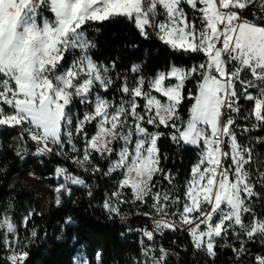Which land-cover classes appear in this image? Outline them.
<instances>
[{"label": "snow or ice", "instance_id": "obj_1", "mask_svg": "<svg viewBox=\"0 0 264 264\" xmlns=\"http://www.w3.org/2000/svg\"><path fill=\"white\" fill-rule=\"evenodd\" d=\"M115 18L133 23L145 39L154 35L173 51L203 59L190 67L173 63L150 78L133 64L128 70L133 75L113 77L115 62L99 64L89 54L95 44L85 26ZM69 51L79 55L66 66ZM188 81H195L194 89H186ZM186 98L185 118L180 110ZM75 100L86 110L73 122ZM241 100L251 104L244 117L251 127L237 123ZM89 125L95 127L91 136ZM2 126L20 129L16 155L21 158L55 154L93 174L101 171L94 156L108 160L104 175L118 173L119 178L105 209L126 219L120 205L131 204L136 215L152 223L151 229H136L143 264H167L166 250L161 248L157 257L145 240L177 229L188 233L195 249L213 257L217 241L231 236L239 248L225 246L243 257L248 241L261 237L264 243V218L252 207L253 197L261 196L255 185L264 187V171L254 182L252 149L239 142L236 132L237 127L242 133L264 127V0H0ZM162 128L173 143L198 149L182 189L161 167ZM55 176L64 181L55 188L57 205L69 185L86 184L62 166ZM31 215L24 218L25 226ZM246 216L251 218L246 221ZM30 236H37L35 229ZM0 249L5 264H26L27 244L6 210L0 215ZM80 264L90 261L81 257ZM250 264H264V252L251 257Z\"/></svg>", "mask_w": 264, "mask_h": 264}, {"label": "trees", "instance_id": "obj_2", "mask_svg": "<svg viewBox=\"0 0 264 264\" xmlns=\"http://www.w3.org/2000/svg\"><path fill=\"white\" fill-rule=\"evenodd\" d=\"M42 15L51 18V14L46 9H42ZM85 31L95 44L89 53L92 58L99 64L109 66L115 62V69L111 73L113 77L116 76V73L133 75L128 71L133 64L141 66L139 74L150 78L159 71H166L173 63L177 66L190 67L203 59L202 55H185L182 52L173 51L154 35L145 39L134 27V24L125 18H115L102 23L90 22L85 26ZM74 58L73 54L67 53L65 65L70 64ZM194 88L195 81H188L186 89ZM112 94L110 92L109 97ZM185 96L187 97V91ZM189 105L190 101L186 98L180 110L185 118ZM241 106L246 111L242 116L243 123L240 121L242 117L237 122L246 126L249 120H245L244 117L251 108V104L241 100ZM70 109H74L80 115L83 108L75 100ZM18 129L7 126L0 127V215H3L6 210L17 224L18 236L27 244L26 250L29 255L26 264H72L73 257L79 248L83 249L90 264L95 262L97 254H99L101 264H142V247L136 239V234L133 231L125 234L126 224L110 218L109 214L99 208L105 194H109L114 189L118 176L117 173H113L111 176L104 175L108 169L109 161L100 159L98 155L93 158L95 163L100 166L101 171L94 174L91 171L86 172L85 185H69L70 192L61 194L59 205L57 203L49 205L41 214L32 212L38 203L36 196L32 192L22 189L18 184L11 186V174L5 166L3 145L12 138L20 136ZM149 130L153 129L150 127ZM87 131L91 136L95 131L94 125L87 126ZM161 131L165 133L157 142L161 167L174 175V183L178 189H182L190 174L191 166L198 158V149L183 144L177 145L168 137V129L162 128ZM237 133L239 142L246 141L254 154L263 150L264 142H258L257 137L264 139V127L251 132ZM81 146L82 143H78V147ZM47 157L49 159L47 161L48 170H51L50 163H62L55 154ZM65 161V164L70 166L68 159ZM28 164L33 165L30 161L22 163L25 175ZM156 179L161 180L163 187H169L167 181H163L162 177H156ZM37 182L44 184L41 181ZM260 194V198L252 203V207L257 206L261 213H264V191H261ZM126 195L129 196V199L131 198L130 190L126 191ZM139 208L142 211L148 210L145 205H139ZM122 209L129 217V225L132 227H142L147 224V219L144 216L136 215V207L131 204H123ZM30 212L32 215L25 226L23 217L28 216ZM33 229L37 233L35 238L30 236ZM171 235L169 234L168 237ZM186 240L185 236L178 238L179 243L184 244ZM169 242L172 243L170 238ZM252 249H256L255 244L252 245ZM3 256L4 252L0 249V264H5ZM231 259H233L231 252L223 250L214 263L227 264V260ZM206 261L207 259L193 254L188 244L184 251H179L178 264H206Z\"/></svg>", "mask_w": 264, "mask_h": 264}, {"label": "built area", "instance_id": "obj_3", "mask_svg": "<svg viewBox=\"0 0 264 264\" xmlns=\"http://www.w3.org/2000/svg\"><path fill=\"white\" fill-rule=\"evenodd\" d=\"M251 123L252 121H249L248 127H251ZM258 129V128H257ZM255 129V130H257ZM18 134L20 135V129L17 130ZM242 145L248 146L246 141H242L240 142ZM32 151H34V147L31 148ZM62 163L59 164H51L50 163V168L51 170L47 169V161L49 160L47 156H31V163H33V165H29L26 168V177L29 179H33L36 181H41L44 184L48 185L50 183L53 182H57V184L59 183H63V179H57L55 176V169L57 166H62L65 168H68L70 172H72L75 175H78L80 177H82L84 180H86L87 177V173L84 172L82 169H79L76 167V165H74L73 163H71V161L68 159V163L70 166H67L65 163V159L61 156H57ZM252 162L249 165V169L252 171L253 173V181H256V177L258 176L259 172L264 171V148L262 151H260L259 153L254 154V151L252 150ZM256 187V191L257 192H261L264 191V187H262L259 183H256L255 185ZM114 190V189H113ZM112 190V191H113ZM111 191V192H112ZM110 192V193H111ZM108 193L105 194L103 200L101 201L99 208L101 210H103L104 212H106L107 214H109L110 218L115 219L116 221H118L119 223L122 224H126V230H125V234H128L130 232L133 231V233L136 234V239L139 243V245L142 247L140 241L142 239L141 234L136 231V229L138 228H142L147 226L149 229L152 228V223L149 219H147V224H145L142 227H132L131 225H129V217L125 214V212L123 211L122 207L123 204L120 205V209H121V213L122 215L126 216V219H121V216L115 215V214H110L104 207V201L107 197ZM259 198L253 197V202L257 201ZM252 202V203H253ZM253 211L256 213V215L258 217L264 218V213L260 211V208L253 207ZM251 217L250 216H246L245 219L246 221L249 220ZM169 234H172L171 237H168ZM185 236L186 237V243H179L178 238ZM169 238L171 239L172 243L170 244L169 242ZM145 243L150 245L153 249V253L154 255H156L157 257L160 255V249L163 248L166 250L167 252V264H178V259H179V251H184L185 247L188 246L191 248L193 254L195 255H199L202 259L205 258L207 259L206 264H215L214 261L217 258V256L219 255V253H221L223 250H229L231 252V256L233 257V259L231 260H227V264H250V259L251 257H254L257 253H262L264 252V243H262V238L261 237H256L254 241H248L247 242V248L249 249V253L245 254L243 257L238 258L232 251V247L229 246H225L227 245H231L234 246L236 248H239V242L235 239H232L231 236L228 237L227 241L224 240H218L217 241V246L215 249L216 255L213 256H209L206 251L204 250H197L194 248L192 242H191V238L188 235V233L183 230V229H177L175 231L172 230H164L163 232L160 233H156L155 235V239L153 241H146ZM255 244L256 245V249L253 250L252 249V245ZM258 247V248H257ZM145 260V257L142 256L141 258V263L143 264V261ZM218 264H222V263H218Z\"/></svg>", "mask_w": 264, "mask_h": 264}, {"label": "rangeland", "instance_id": "obj_4", "mask_svg": "<svg viewBox=\"0 0 264 264\" xmlns=\"http://www.w3.org/2000/svg\"><path fill=\"white\" fill-rule=\"evenodd\" d=\"M68 54H73L76 58L79 55V52L78 51H69ZM245 75H247V74L245 73ZM76 101L79 102V100H76ZM80 105L83 108L80 115H78L74 109H70V113H71L73 122H75L77 117L82 116L83 112L86 110L84 105H82V104H80ZM245 111H246V109L244 108V110H243V107L241 106V112H240L239 116L237 117V121L243 116ZM242 119H243V117L240 119L241 122L243 121ZM238 125H240L241 127L245 126V125H241L240 123H238ZM72 127H73V131H74V127H75L74 123H73ZM236 132L242 133L240 131V127L236 128ZM80 139L82 141V137ZM21 146L22 145H21V142H20L18 136L15 138H12L10 141H8L7 143H5L3 145L5 166H6V169L11 174L10 185L13 186L15 184H18V186L21 187L22 189L34 193L38 203L32 212L41 214L45 211V209L49 205H54L56 203L55 188L57 186V182L50 183L48 186L46 184L38 183L37 181L28 179L25 175V171H23L22 163L27 162V161H31L32 155L26 154L23 156V158L17 156L16 155L17 149ZM115 158L116 157L114 156L112 159H115ZM117 176H118V173H117ZM118 178L119 177H117V179ZM25 217L26 216L23 217V220ZM81 257H83L84 259H87V257L85 256V254L83 252V249L79 248L73 257L72 264H80V258ZM93 264H101L99 262V254L96 255V260Z\"/></svg>", "mask_w": 264, "mask_h": 264}]
</instances>
